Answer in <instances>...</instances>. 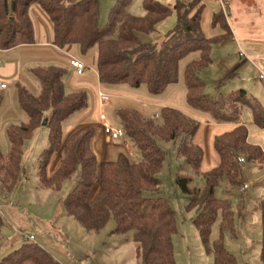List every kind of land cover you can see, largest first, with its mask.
Returning <instances> with one entry per match:
<instances>
[{
	"label": "trees",
	"instance_id": "1",
	"mask_svg": "<svg viewBox=\"0 0 264 264\" xmlns=\"http://www.w3.org/2000/svg\"><path fill=\"white\" fill-rule=\"evenodd\" d=\"M132 2L118 0L111 8L107 25L100 28V0H0V50L34 44L30 12L33 7H39L52 23L56 47L77 46L82 53L97 47L98 77L106 87H146L151 95L160 96L179 83L180 69L185 65L183 81L189 108L209 116L215 123L235 126L216 139L221 166L205 174L202 191L189 187L191 177H179L177 181L187 197V210L196 211L192 222L208 254L213 256V264H237L236 256L224 243L225 234L236 237L233 205L230 200L218 198L216 191L224 180L230 191L243 188V163H255L264 169V151L248 142V128L241 123L243 110L247 108L253 114L252 124L264 130V106L244 89L220 94L215 99L205 93L206 83L199 74L213 65V46L234 38L223 11L214 13L212 19V27L219 29L220 34L207 38L202 26L205 5L200 0H176L173 5H164L161 0H143L146 14L141 17L129 13ZM173 15L177 19L176 27L161 44L146 43L140 38L139 34H157L158 25ZM32 73L41 91L34 95L25 85H16L18 102L27 121L11 124L6 130L10 149L4 154L0 152V184L4 191L13 194L17 189L26 142L39 128L46 127L49 144L38 164L41 185L59 192L80 173L75 188L65 200L66 215L86 232L96 234L113 219L114 234L133 232L140 264H177L173 243L178 234L176 212L163 197L146 196V193L161 194L159 175L167 152L159 142L179 141L178 156L199 174L202 151L193 139L200 123L170 107L162 108L157 119L146 118L135 109H121L117 112L121 129L139 149L142 160L133 164L120 154L114 162L99 163L92 150L95 132L91 127L78 130L62 150L63 125L88 106L87 93L66 90L67 70L63 67L39 66ZM2 102L0 96V107ZM60 151V167L48 177L49 164ZM96 182L99 190L90 202L88 198ZM257 207L262 215L261 262L264 264V198ZM216 224L219 238L211 243ZM4 225L0 213V237ZM0 264L60 262L41 245L26 242L3 257Z\"/></svg>",
	"mask_w": 264,
	"mask_h": 264
},
{
	"label": "rangeland",
	"instance_id": "2",
	"mask_svg": "<svg viewBox=\"0 0 264 264\" xmlns=\"http://www.w3.org/2000/svg\"><path fill=\"white\" fill-rule=\"evenodd\" d=\"M117 1L100 0V28L107 25L111 8ZM236 1L239 2L240 0ZM203 3L207 6L203 13L205 32L216 36L220 34V31L219 29H211L212 14H208V10L217 7L219 11L221 9L220 0H203ZM240 6L241 14L238 21L242 25L244 24V29H247L245 30L246 33L250 31V33L258 35L259 38L256 37L253 42H248L243 40L240 34V42L235 36L236 38L231 41L215 44L212 53L213 65L202 71L199 77L206 83L205 93L211 99L217 98L220 94L228 95L234 91L244 89L250 97L256 98L264 106V84L258 79V64L255 62L256 59L264 60V0H243V4ZM128 11L131 14H141H133L135 16H144L143 0H133ZM33 17L36 20L34 12ZM168 20L171 23L175 22L174 17ZM168 20L163 23L166 24L164 28H162L163 24L157 27L158 34H139L140 38L146 43L161 44L169 33ZM241 42L243 47L240 46ZM246 44L249 47L245 46ZM72 47L74 46H68L64 49L67 51ZM240 54H245V56L242 57ZM79 56L89 68H92V66L97 68V47L87 53H82L80 50ZM71 60L73 58L69 60V65ZM66 67L67 64L63 68L67 70ZM181 67L184 68V66ZM72 74L67 70L65 80ZM22 79V83L34 95L40 94V83L32 71L27 72L23 69ZM16 85L14 83L9 86L8 92L12 91L14 94L12 99L9 97L6 100L4 94H0L3 97L2 106L0 107V152L3 154L7 153L6 142L9 144L7 134L4 132L6 121L12 119L14 115H19L23 119L20 123L27 121V116L21 110L18 102ZM67 91H69V88H67ZM85 92L88 95V107L94 111L96 101L93 92L91 90ZM118 104L117 101L110 98L109 104L103 106L110 127L116 130L121 129L117 114L119 110L115 109ZM119 109L121 110V108ZM78 116L76 114L63 125L62 150L78 131L74 128ZM88 117L90 116L88 115ZM241 120L249 125L253 122L252 112L247 108L244 109ZM48 135V129L41 127L26 142L22 171L15 192L7 194L0 184V213L5 222L3 234L0 237V260L26 242H34L51 252L60 264H140L136 258L133 232L126 235L114 234L115 221L112 219L99 234L88 233L76 220L66 215L65 200L75 188L80 175L79 172L66 182L59 192L44 188L41 185L38 164L41 153L48 147ZM210 135H212V131H206L203 128L197 132V142L204 147L203 150L196 145L201 149L202 161H204L199 174H196L192 167L186 165L184 160L178 156L179 141L172 143L159 142L167 152L163 170L159 175L162 181L161 194L146 193V196L163 197L176 212L178 234L174 236L173 243L177 264H213L214 262L213 256L208 254L199 232L192 222L196 216V211L187 210V197L177 181L179 177H191L193 181L189 184V187L202 191L206 185L205 174L221 166V158L216 152L215 146L213 148L212 145L209 144L208 146L206 144ZM125 139L129 148H125L124 152L121 150L120 154L126 155L133 164L141 162L142 156L139 149L131 139L127 137ZM122 140L121 138L120 143L115 144H122ZM102 146L103 138L101 139ZM118 152L119 150L116 148L117 155L114 154L113 160L108 158L109 160L105 161L100 150H96L98 162H114L120 155H118ZM61 155L62 151L52 158L47 169L48 177H52L60 167ZM250 166L258 171H249ZM258 168L255 163H245L243 165L244 179H247V176L252 177L254 180L260 179L254 185L256 191H250L253 196L246 200L244 207L238 203L242 197L241 190H228L225 180L220 183L216 191L218 198L230 200L233 205L236 237L227 233L224 236V243L228 251L236 256L237 264H262V215L256 205L258 200L264 198V170L260 171ZM98 190L99 184L96 182L90 192L88 201L93 200ZM31 237H33V241H31ZM218 238L219 228L216 224L213 229L211 243Z\"/></svg>",
	"mask_w": 264,
	"mask_h": 264
},
{
	"label": "crops",
	"instance_id": "3",
	"mask_svg": "<svg viewBox=\"0 0 264 264\" xmlns=\"http://www.w3.org/2000/svg\"><path fill=\"white\" fill-rule=\"evenodd\" d=\"M202 4L205 5V9L207 8L206 4L203 3V0H200ZM162 4L164 5H173L176 0H161ZM221 9L219 11H223L227 21L232 29L234 34V38H238L239 36L243 37V40L248 42H253L258 35H254L250 33V31L245 32L244 24L242 25L238 18L241 14L240 5L243 4V0L237 2L236 0H220ZM132 5V4H131ZM130 8V7H129ZM35 13L36 20L33 17V12ZM218 12V8H213L208 10V14H212V19L214 13ZM130 13V12H129ZM31 18L34 22V29H35V42L32 45L20 46L11 50L3 51L0 50V83L7 85V88L0 92V94H4L6 100L7 98L14 96L13 92L9 91V86L11 84L22 83V73L23 69L27 70V72L32 71L34 68L39 66H46V65H55V66H62L67 64V70L72 75H69L67 80L65 81L66 90L69 88L68 92H76V91H92L94 100L96 101V107L94 111L90 107H86L83 112L81 111L78 113V117L75 120V130H80L84 127H91L94 129L95 135L92 140V150L96 155V150H100L103 160H113L116 154V148L120 151L124 152L125 148H129L128 142L126 141L125 137L122 138V144L116 145L115 143H120V140L108 143L105 138L104 132V123L109 125V121L106 118L104 107L101 106L99 101V94H106L109 96V101L105 104L108 105L110 102V98H113L119 104L115 107L116 110L121 109H135L139 111L144 117L149 119H157L162 108H173L176 110L181 111L182 113L190 116L191 118L197 120L200 123V128L206 129V131H212V135L209 136L206 144L209 146L212 145L213 148L215 146V141L218 137L222 136L223 134L231 131L235 125L233 124H219L215 123L209 116L196 112L189 108L186 102V88L184 85V68L180 69V81L177 85L171 86L163 95L160 96H153L149 93L146 87L141 88H131L127 85H121L117 87H106L102 85L99 81L98 72L96 66H92L89 68L86 65V70L82 75H79L76 70H74L71 65H69L70 59H78L83 62L80 58L79 53L80 49L77 46H74L70 49H60L53 44V26L49 18L45 15V13L39 7H33L31 9ZM131 14V13H130ZM135 15H141L139 13H133ZM132 14V15H133ZM146 14V11H145ZM175 18V26L174 23L169 22L168 19ZM168 18V25L169 31H172L177 24L176 16L173 15L172 17ZM211 19V20H212ZM167 20L163 21L160 24L165 23ZM159 24V25H160ZM158 25V26H159ZM163 24V27L164 28ZM202 26H203V19H202ZM212 27V24H211ZM211 29H214L213 27ZM203 31L207 38L214 37L213 35H209L205 32L204 26ZM158 34V33H157ZM236 36V37H235ZM259 38V37H257ZM240 42V41H239ZM240 46L243 47L242 42ZM249 47V45H245ZM241 55V54H240ZM242 57L245 56L241 55ZM255 62L258 64V69H264V60L256 59ZM66 63V64H65ZM60 64V65H58ZM10 83V85H9ZM23 84V83H22ZM24 85V84H23ZM26 86V85H25ZM27 87V86H26ZM28 88V87H27ZM6 92V93H4ZM256 99L254 97H251ZM257 100V99H256ZM259 101V100H258ZM260 102V101H259ZM122 106V107H121ZM87 109V110H86ZM104 112V113H103ZM88 115L91 117H88ZM75 116V115H74ZM90 118V119H89ZM23 119L20 118L19 115H14L12 119L6 121L4 125V132H6L7 127L11 124H19ZM112 123V122H111ZM241 123H244L241 120ZM246 124V123H244ZM111 126V125H109ZM249 136L248 142L261 147L264 151V130L255 126L254 124L249 123L247 125ZM80 128V129H79ZM103 138V146L101 147V139ZM193 143L204 150L203 145L197 142V133L194 136ZM6 152L9 151L10 146L6 142ZM217 152V151H216ZM117 155V154H116ZM97 157V155H96ZM109 158V159H108ZM98 159V158H97ZM203 160V159H202ZM104 161V162H105ZM204 161H201L200 169L203 166ZM245 163H243L244 165ZM260 171L264 169L258 168ZM249 171L256 170V168L249 167ZM245 178V177H244ZM260 179L254 180L252 177L247 176V179H244V183L250 184L249 189L246 191V195L239 199V205L245 206L246 200L253 195H251L250 191H256L254 188L255 183ZM263 189V188H262ZM257 200V199H256ZM262 200V199H261ZM261 200L257 201V205L261 202Z\"/></svg>",
	"mask_w": 264,
	"mask_h": 264
},
{
	"label": "built area",
	"instance_id": "4",
	"mask_svg": "<svg viewBox=\"0 0 264 264\" xmlns=\"http://www.w3.org/2000/svg\"><path fill=\"white\" fill-rule=\"evenodd\" d=\"M71 67L76 70V72L79 75H82L84 71L86 70V64L78 59H73L70 62ZM258 79L264 84V69H258ZM7 88V85L0 83V92L5 90ZM99 101L101 106H104L109 101V96L106 94H99ZM104 132H105V138L108 143L118 141L121 138H124V132L122 129L116 130L111 128L107 123H104ZM241 162H244L243 159H241ZM250 184H245L243 188L241 189V193L243 197L246 195V191L249 189ZM31 241H33V237H31Z\"/></svg>",
	"mask_w": 264,
	"mask_h": 264
},
{
	"label": "water",
	"instance_id": "5",
	"mask_svg": "<svg viewBox=\"0 0 264 264\" xmlns=\"http://www.w3.org/2000/svg\"><path fill=\"white\" fill-rule=\"evenodd\" d=\"M46 124H47V123L45 122V123H44V126H46Z\"/></svg>",
	"mask_w": 264,
	"mask_h": 264
}]
</instances>
